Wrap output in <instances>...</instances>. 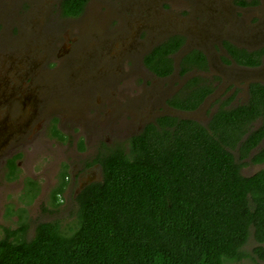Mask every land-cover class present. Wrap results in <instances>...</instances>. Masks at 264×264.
Masks as SVG:
<instances>
[{
	"label": "rangeland",
	"instance_id": "rangeland-1",
	"mask_svg": "<svg viewBox=\"0 0 264 264\" xmlns=\"http://www.w3.org/2000/svg\"><path fill=\"white\" fill-rule=\"evenodd\" d=\"M10 3L0 0V237L5 228L18 230L24 222L29 226L27 237L41 221L70 222L78 182L73 184L71 178L58 205L52 192L59 187L61 173L68 170L70 177L77 175L103 142L125 141L162 114L207 123L218 108L217 100L233 93L230 85L241 88V103L248 99L249 83H264V64L258 68L225 64L221 46L225 38L249 47L264 45V36L245 39L237 29L228 28L236 21L239 29L263 32L264 4L245 11L234 0H91L83 16L67 18L60 14V0H13L9 7ZM208 25L215 38L209 37ZM175 33L188 37L185 48L175 56L177 64L190 48L199 47L211 62L205 77H223L215 93L195 111L176 109L166 100L197 72L181 76L177 68L173 75L158 78L144 63L154 45ZM83 40L92 55L108 60L98 65L99 72L92 69L93 78L85 80L90 88L87 94L80 89L83 82L69 73L62 79L61 72L64 60L76 57L74 52L81 49ZM7 42L11 52L6 50ZM27 54L36 59L35 73L30 71ZM12 55L16 61H11ZM41 71L44 77H61L56 95L48 86L45 89ZM54 118L64 139L53 133ZM263 147L264 140L252 154ZM17 152H22L19 172L11 178L7 161ZM262 167L248 161L243 172L251 175ZM91 169L85 180H101V166ZM28 179L37 183L32 198ZM255 245L251 239L246 249L251 251ZM240 264L257 263L246 258Z\"/></svg>",
	"mask_w": 264,
	"mask_h": 264
},
{
	"label": "trees",
	"instance_id": "trees-1",
	"mask_svg": "<svg viewBox=\"0 0 264 264\" xmlns=\"http://www.w3.org/2000/svg\"><path fill=\"white\" fill-rule=\"evenodd\" d=\"M88 1L63 0L64 15H81ZM185 42V35H171L145 55V65L159 77L172 75ZM224 46L240 64L262 63L264 49ZM193 70H209L207 55L196 48L182 56L179 74ZM213 81L197 73L167 103L197 110L214 92ZM232 100H217L207 123L163 114L125 141L103 142L89 163H100L102 179L75 197L72 220L41 221L31 237L27 222L5 228L0 264H240L246 258L261 264L264 167L251 175L243 168L248 161L264 164V147L252 154L264 140V84L253 82L245 103ZM19 157L9 159L11 178ZM65 183L54 192L57 205ZM251 239L256 245L248 251Z\"/></svg>",
	"mask_w": 264,
	"mask_h": 264
},
{
	"label": "flooded vegetation",
	"instance_id": "flooded-vegetation-1",
	"mask_svg": "<svg viewBox=\"0 0 264 264\" xmlns=\"http://www.w3.org/2000/svg\"><path fill=\"white\" fill-rule=\"evenodd\" d=\"M239 1H241L240 3H239ZM62 2H63V0H60V4H59V8H60V14H61V16H63V17H67V18H79V17H81V16H83V14L85 13V11H86V9H87V7H88V5H89V3L91 2V0H89L88 2H87V4H86V6H85V9H84V11H83V13L81 14V15H79V16H66V15H64V12H63V7H62ZM243 2H245L246 4H244ZM234 4H235V6L236 7H238V8H240V9H242V10H245V11H247V10H249V11H252L253 9H256V8H258V7H260L262 4H264V0H234ZM11 5H13V0H11V3L9 4V7L11 6ZM241 14V13H240ZM210 26L208 25L207 26V28H209ZM228 28H230V29H237V32H238V36H240V35H243V36H245L246 38L245 39H251V40H253V39H257V37H259V38H262L263 36H264V30H263V32H261L259 29H257L256 31H253L252 30V28L251 27H248V28H241V29H239V24L236 22V21H231L230 23H229V25H228ZM209 31H210V35H209V37H211V38H215L216 36H215V33L214 32H211L212 31V29H211V27H210V29H209ZM175 34H182V33H175ZM171 35H174V34H171ZM171 35H169V36H167L166 38H164L163 40H161L160 42H162V41H164V40H166L168 37H170ZM183 35H185V34H183ZM186 36V35H185ZM235 36H237V35H235ZM85 40V39H84ZM83 40V45L81 46V41H80V47H78V48H81V49H79L78 51L76 50L74 53H76V57L75 58H73L72 60L71 59H67V60H64V62H63V65H64V69H62L61 70V72L62 73H64V75H62L63 77H62V79H64L65 78V74L66 73H69V74H71V78L73 79H76V77H77V79L78 80H80V82H83V84H85L83 87H81L80 89L81 90H84L85 91V94H87V92H89L90 91V88H89V85L87 84V83H85L86 81L85 80H87V79H91V78H93V74H92V69H94V72L95 71H98L99 69L97 68L98 67V65L99 64H102V62L103 61H105V60H107V59H105V57H103V56H101V55H99V54H95V55H92L89 51H88V49H86L85 47H86V44H85V41ZM225 41H229V42H231L232 44H234L236 47H238V48H240V49H243V48H245V49H247L248 51H258V50H261V49H264V45H261L262 43H259V44H256V45H261V46H257V47H252V46H246L243 42H239V41H237L236 39H229V38H225V39H223L222 41H221V46H222V48H223V50L225 51V53L226 54H224V55H222V61L225 63V64H228V65H231V64H237V65H239V66H242V67H245V68H258V67H261L263 64H264V53H263V56H262V63L260 64V65H257V66H248V65H243V64H240V63H238L230 54H229V52L227 51V49L225 48V46H224V42ZM160 42H158L157 44H159ZM187 42H188V37L186 36V42H185V44H184V46H183V49L185 48V46L187 45ZM156 44V45H157ZM9 45H10V43H6V50L8 51V52H11L12 50H9ZM156 45H154V46H156ZM3 46V45H2ZM13 46H15L16 47V44H13ZM153 46V47H154ZM152 47V48H153ZM18 48V47H17ZM151 48V49H152ZM196 49H199V50H202L206 55H207V53L203 50V49H201V48H199V47H195ZM195 48H192V49H195ZM150 49V50H151ZM182 49V50H183ZM191 48L188 50V51H190V50H192ZM16 50V49H15ZM149 50V51H150ZM148 51V52H149ZM187 51V52H188ZM17 52H19V51H17ZM48 52V50L46 49V53ZM147 52V53H148ZM186 52V53H187ZM146 53V54H147ZM145 54V55H146ZM177 54H179V52L177 53ZM176 54V55H177ZM175 55V56H176ZM67 56H68V54H67ZM145 57V56H144ZM207 57H208V63H209V70L208 71H210V69H211V62H210V59H209V56L207 55ZM13 58V59H12ZM182 58V57H181ZM10 59H11V61L13 62V60L14 61H16V57L14 56V55H12V56H10ZM26 59H28L27 60V63H29V65H30V71H34V73L37 71V69L39 68H37V69H35V67H34V65H35V63H36V59H35V57L33 56V55H31V54H27V56H26ZM225 59H227L228 61H226ZM175 60H176V57H175ZM108 61V60H107ZM180 61H181V59H180ZM180 61H179V63L177 64V61H176V65H177V68L179 69V66H180ZM71 63H73V65H71ZM147 67V66H146ZM35 69V70H34ZM197 72V73H201V74H203L204 75V72H200V71H198V70H193V71H191V72H189L188 74H190V73H192V72ZM93 72V73H94ZM99 72V71H98ZM176 72V71H175ZM174 72V73H175ZM173 73V74H174ZM92 74V75H91ZM95 74H97V72L95 73ZM155 74V73H154ZM172 74V75H173ZM187 74V75H188ZM206 74V73H205ZM186 75V76H187ZM195 75V74H194ZM26 76H29V75H26ZM40 75H36L35 77H39ZM155 76L156 77H158V78H166V77H159V76H157L156 74H155ZM171 76V75H170ZM193 76V75H192ZM191 76V77H192ZM206 76V75H205ZM25 77V76H24ZM167 77H169V76H167ZM34 78V77H33ZM190 78V77H189ZM188 78V79H189ZM41 79H42V81H43V83H45V84H47L46 86H45V89H46V87L48 86L49 88H50V90H52L51 92L53 93V94H55L56 95V93L59 91V89H60V87H61V77H58V75L57 76H55V75H52V74H47V76H43V71H41ZM187 79V80H188ZM211 79H213L214 80V85L216 86V88H215V90H214V92L213 93H215V91L217 90V88H218V86H219V84L223 81V77L221 76V75H216V76H214L213 78L211 77ZM186 80V81H187ZM254 82H259V81H254ZM253 82H251V83H249V85H248V94L250 95V85L252 84ZM259 83H262V82H259ZM184 84V83H183ZM182 84V85H183ZM264 84V83H263ZM182 85H181V87H182ZM41 87V86H40ZM180 87V88H181ZM230 87V89L231 88H234V90H233V93H231V94H226V95H224L225 97L223 98V99H225V98H230V97H232L233 96V100L231 101V105H234L235 106V102L236 103H239V104H243V103H245V101L244 102H239V97H240V93H241V88H239V87H235V85H230L229 86ZM22 88H23V83H22ZM37 88V87H36ZM179 88V89H180ZM178 89V90H179ZM177 90V91H178ZM176 91V92H177ZM176 92H174L172 95H174ZM44 93V92H43ZM212 93V94H213ZM50 94V93H49ZM211 94V95H212ZM46 95V94H45ZM171 95V96H172ZM210 95V96H211ZM170 96V97H171ZM170 97H168L167 98V100L170 98ZM220 99H222V98H220ZM220 99H218V100H220ZM248 99H249V96H248ZM247 99V100H248ZM166 100V101H167ZM218 102V101H217ZM218 104V106H219V103H217ZM239 104H236V105H239ZM170 106V105H169ZM172 107V106H171ZM195 111V110H194ZM163 115V114H162ZM58 121V119L57 118H54V124H53V126H52V129H53V133H55V131H58L59 129L58 128H54V126H56V122ZM150 122H152V121H150ZM149 123V122H148ZM147 123V124H148ZM261 123V122H260ZM260 123H257V127L260 125ZM146 124V125H147ZM145 125V126H146ZM144 126V127H145ZM57 127V126H56ZM144 127H143V129H144ZM142 129V130H143ZM141 130V131H142ZM60 131V130H59ZM140 131V132H141ZM61 132V131H60ZM140 132H138V133H140ZM137 133V134H138ZM135 135V134H134ZM133 136V135H132ZM65 137V136H64ZM60 138V137H59ZM61 139V138H60ZM106 142V141H105ZM83 143H84V141H83ZM81 148L83 149L84 147H83V144H82V140H81ZM100 150V149H99ZM97 153H99V151L97 152ZM96 153V154H97ZM95 154V155H96ZM18 155H20V157L19 158H21L22 157V152H17L16 153V155L15 156H18ZM94 155V156H95ZM15 156H13V157H15ZM94 156L93 157H91V158H89V159H86L85 161H84V165L82 166V170L77 174V175H74V174H71V177H70V174H69V171L68 170H66L65 172H63V173H61V179H60V184H59V186L62 184V183H64V182H66L65 183V187H64V189H63V191L62 192H59L58 193V195L60 196V195H62V197H63V194L65 193V191H66V189H67V187L71 184V178H72V180H73V184H75V183H77L78 182V187H77V193H76V195H75V197L84 189V188H86L88 185H90L91 183H93V182H95V181H99V180H90V181H86L85 180V178H86V176H88L89 174H90V171L92 170L91 168H93V167H99V166H101L100 165V163H95V164H89L90 162H92L93 161V159H94ZM13 157H11V158H13ZM11 158H9V159H11ZM18 158V159H19ZM9 159H8V168H9V171H8V175L11 177V168L9 167ZM18 159L16 160V165H17V169H16V171H17V176H18V172H19V169H18V163H17V161H18ZM17 176H13V178H16ZM65 177V178H64ZM65 180V181H64ZM33 181V180H32ZM34 187H31V189L33 188V190L31 191L32 192V194H31V196H30V198H32V195H34L35 193V190H36V185H37V183L34 181ZM56 189L57 188H55L54 190H53V192H52V195H53V197H54V192L56 191ZM29 190H30V188H29ZM29 190H27V193H28V191Z\"/></svg>",
	"mask_w": 264,
	"mask_h": 264
}]
</instances>
